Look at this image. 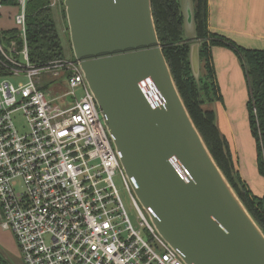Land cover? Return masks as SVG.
<instances>
[{
  "label": "water",
  "instance_id": "1",
  "mask_svg": "<svg viewBox=\"0 0 264 264\" xmlns=\"http://www.w3.org/2000/svg\"><path fill=\"white\" fill-rule=\"evenodd\" d=\"M197 86L193 0H178ZM73 59L156 232L186 264H264V232L195 126L159 42L151 0H62Z\"/></svg>",
  "mask_w": 264,
  "mask_h": 264
},
{
  "label": "built area",
  "instance_id": "2",
  "mask_svg": "<svg viewBox=\"0 0 264 264\" xmlns=\"http://www.w3.org/2000/svg\"><path fill=\"white\" fill-rule=\"evenodd\" d=\"M16 6L22 47L0 41V66L7 69L0 77V226L12 232L23 263L186 264L139 205L78 63L72 57L31 63L26 0ZM9 76L24 80L14 84ZM58 79L70 102L46 97L43 87ZM18 114L24 120L19 126ZM115 176L146 238L132 225Z\"/></svg>",
  "mask_w": 264,
  "mask_h": 264
},
{
  "label": "trees",
  "instance_id": "3",
  "mask_svg": "<svg viewBox=\"0 0 264 264\" xmlns=\"http://www.w3.org/2000/svg\"><path fill=\"white\" fill-rule=\"evenodd\" d=\"M1 2L4 6L17 8V0ZM193 2L196 32L201 43L199 86L192 76L188 61L189 42L184 36L178 0H151L158 39L179 94L195 126L224 176L264 232V192L261 196H255L241 181L234 169L227 140L215 125L214 111L205 107L206 104L221 99L211 61V48H229L241 62L248 93V124L256 144L257 170L264 177V49L245 48L223 34L210 31L207 0ZM52 7L51 0H26L27 48L29 59L35 65L65 57L53 20ZM62 13L66 22L64 6ZM11 39L15 41L17 49L22 47L16 27L0 30V41L4 46ZM6 74L7 69L0 66V77ZM0 264L10 263L0 257Z\"/></svg>",
  "mask_w": 264,
  "mask_h": 264
},
{
  "label": "crops",
  "instance_id": "4",
  "mask_svg": "<svg viewBox=\"0 0 264 264\" xmlns=\"http://www.w3.org/2000/svg\"><path fill=\"white\" fill-rule=\"evenodd\" d=\"M208 28L245 48L264 49V0H207ZM211 61L221 95L206 104L214 122L227 140L231 160L241 181L255 196L264 192V177L256 162V144L247 113V85L241 62L229 48L213 46Z\"/></svg>",
  "mask_w": 264,
  "mask_h": 264
},
{
  "label": "rangeland",
  "instance_id": "5",
  "mask_svg": "<svg viewBox=\"0 0 264 264\" xmlns=\"http://www.w3.org/2000/svg\"><path fill=\"white\" fill-rule=\"evenodd\" d=\"M52 7V16L58 31L61 44L63 47V52L65 57H72V50L69 43V33L67 28V23L63 17V6L61 0H57V3ZM18 12V9L15 6H2L0 8V30H8L15 28V16ZM7 46V44H5ZM2 78H0L1 81ZM6 79L14 84L21 82L24 78H11L6 77ZM46 97L53 103L61 104L65 101L70 102L72 98L70 96L63 95L67 91V85L63 80H53L45 87H43ZM77 97L81 96L80 90H76ZM23 118L18 114L15 117V124L19 126L23 123ZM113 182L118 190L119 196L122 200L126 213L128 214L132 225L135 228L142 230V235L146 238V231L143 227H139V219L137 217V212L132 204V200L125 189L121 179L118 176L113 178ZM139 203V202H138ZM141 206V204L139 203ZM142 210L145 212L144 208L141 206ZM147 215V214H146ZM148 217V216H147ZM0 257L6 259L10 264H24L22 261V256L19 250V247L16 243V240L10 230H4L0 226Z\"/></svg>",
  "mask_w": 264,
  "mask_h": 264
}]
</instances>
